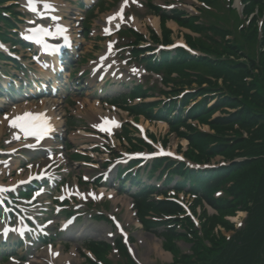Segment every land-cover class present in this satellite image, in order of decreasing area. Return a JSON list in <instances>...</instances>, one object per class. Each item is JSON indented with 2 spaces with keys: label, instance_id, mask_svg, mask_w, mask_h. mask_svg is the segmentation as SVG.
Wrapping results in <instances>:
<instances>
[{
  "label": "rangeland",
  "instance_id": "1",
  "mask_svg": "<svg viewBox=\"0 0 264 264\" xmlns=\"http://www.w3.org/2000/svg\"><path fill=\"white\" fill-rule=\"evenodd\" d=\"M52 1H57V0H52ZM71 1H74V0H71ZM104 1L105 3H103L102 5L104 9H102L99 12V7H100L99 5V7H97V10H95L96 14H94V16L92 17L93 18V20L91 21L92 32L90 33V37H87V39L85 40L86 44L83 49L84 55H85V57H83L85 59V61L83 62V69L82 71L80 69L77 72V74L79 73L78 75H80L81 72L87 69L86 70L87 76H89V79L87 80L88 83L82 84V86L84 87L82 90L81 88L79 90V85L75 84L74 87L73 86L71 87L72 88L71 92L67 94V97L69 98V100L66 102L64 100L66 98H64L62 99L63 101L62 103L59 102L58 104H56V111L59 112L61 116H62V111H63L62 119L64 121L70 112L71 116H75L77 119L79 118V121H81L79 125V128L81 130L83 129H85L86 131L92 130L95 134H97V136L100 135L101 133L99 132L100 130L99 123L104 122V117L107 115H110L111 111L108 108V106L105 104V102H103L104 99L101 98V95L103 94L98 93L101 89L104 88L103 87L104 84L101 81H99L98 76L94 74L95 67H98L96 65L100 61V57L101 55L104 54V51H105V47H103V44L100 42V38L97 37L98 35H100L99 34L100 31L99 33L98 32L95 33V30H96V26L97 27L103 26L104 22L106 21V16L113 12H116L118 8V5L116 6V4L114 3V0H104ZM153 2L157 3L160 6L164 5L165 7H168V8L171 6L173 7V5H177L178 7L186 6L187 9L189 8L191 10L192 8L190 7L195 6L194 4L195 2L193 0H153ZM131 4L132 6H134V9L133 11L130 10L129 13L133 12L131 13V15L135 14L137 17H139L140 26L143 29H145L144 30L145 32L148 31L147 33L149 35V31H151V28L148 27L149 25L148 20L151 17L152 13L145 6L147 2L144 5L145 7H142L139 5V0H132ZM236 4H238V2ZM63 6L64 8H66V10L70 11L71 16L73 15L74 12L78 10L77 1L73 2L72 5H69L68 8L66 7V3H64ZM210 13L221 14L224 18L228 19L229 22L232 23L233 28L239 29L241 26L240 20L238 18V14L233 10L231 6L221 5L218 11L215 8L212 12H209V14ZM70 21L72 22V20ZM81 24L82 26H84V21ZM168 25L169 27L173 28V34H172L173 41L175 40L180 41L181 39H186L185 35L191 33V31H189L188 29L184 30L178 27L177 24H176V27L173 26V23L171 22H169ZM82 26H79V28ZM123 40L124 39H121V41ZM246 47H248V49H246L245 52L240 47H233V50H231L229 54H225V53L224 55L222 53L216 54L217 57L223 56V57H220V59L223 60L222 61L223 63H225L224 66H227L230 68L228 64L232 65L235 63L236 65L234 64L233 66H236V67L241 66L243 68L236 69L237 70L236 72L229 70L228 75L226 77L222 76L220 80L215 81L214 85H215V88L218 90L217 91L218 93L220 94L225 93V95L222 96V101H226V103L224 104H227L229 107L230 106L234 107V105H239L243 108L253 107V108H256L258 111L259 110L264 111V43L261 45L260 48H259V45H249ZM126 62L127 61H124V62L121 61L119 58L111 57L108 60V62L105 63L106 65L102 66V67H106L105 68L106 70L108 69L110 70L109 83L111 84L108 87V91L114 90L117 88H121V90L125 89L123 91H127V90H130L131 87L134 86V83L132 82H133V79L135 78V74H134L135 71L133 70H135V67H139V66L133 63V61L130 63H126ZM238 64H241V65H238ZM117 72L124 74L125 80L122 81L123 83H120L121 82L120 81L119 82L120 84L119 83L113 84V82L119 79V76L115 75ZM136 83H138V81H136ZM158 98H162L163 100H166L164 96H158ZM33 102L38 104V102L36 101H33ZM38 105H40V103ZM61 109L62 111H60ZM223 112H228V108L225 107L223 109ZM10 114L11 113L8 110L6 114L4 115H6L5 117H7ZM216 114H221V112H218ZM241 114L242 115L240 118L244 119L246 116V113L244 114V112H242ZM258 114L259 116L264 115L263 112H260ZM119 116L121 117V120L124 121V125H126L128 121L130 122L131 120H133L128 115V113L125 111H122L121 113H119ZM141 119H142L141 122L145 123L147 129L149 130L150 135H152V132L154 133L155 135L154 141H156V143H158L159 141L165 140V138H167L168 136V140H170L169 146L173 150L177 148L180 143L183 146L186 144V141L177 139L178 137L175 133H170L169 132L170 129L168 125H166L165 123L158 122V123L153 124V123H149L145 121L143 118ZM228 121H231V120H226V122ZM260 121H264V120L257 119L256 123L253 125L254 129H257L259 127L264 128V124H260ZM1 126L2 125H0V127ZM246 126H247V123L245 124L241 122L235 123L233 125L231 124H225L223 126L216 125L217 134H215L213 138L222 141L223 144L225 145L224 147L228 149L229 152L224 155L223 154L214 155L213 156L214 161L216 162L223 161L231 154L237 153V154H240L241 156H246L248 153L258 154L259 150H264V141L254 143L252 136H250V134L248 135V137H246L247 141L246 142L244 141V139L246 138H242V137L243 136L245 137L243 132L246 131L245 130ZM206 128L209 130L208 127ZM120 132L121 131H119L118 134H120ZM8 134H9L8 131H5L0 134V142L5 147H7V143L9 140ZM75 135H77V137L74 138ZM70 136H71L70 140L73 141L75 144H79L80 146H82L83 149L84 147H86L84 146V143H86L85 137L79 135V133H70ZM128 141L122 140L121 141L122 143H120L117 139L116 142L118 144V149L115 150L114 153L112 154L106 152L107 150H104L107 147V144L103 143V141L102 142L99 141L100 143H97L96 141L89 139L88 144H90V147H93V146L101 147L99 149L101 151L99 153L94 152L93 155L95 156L96 162L98 163V165L102 166L106 162V160H108V158L112 159L114 157L115 152L117 153L123 150H127V147H129ZM105 152L108 153L109 156L104 155ZM15 163H18V159L15 160ZM70 165L71 167L69 165H67V167L71 171L74 170L72 173H75V175L79 176L81 170H84V167L81 166V164L72 163ZM262 167H264V162L261 160V158H258L257 162L251 165V169H250L252 171L251 179H253L255 175L256 177L255 182H258V180L264 182V171L262 170ZM7 168H9L7 169L9 171L6 170V167H0V170L2 169L5 170L4 174L1 175V177H5L10 180L12 178L11 176H16L17 173L15 172V170L11 171L10 167H7ZM137 170L139 173H141V176L143 175V177H139V180H142V181L132 184V189L130 187L132 182L131 181L128 182L127 193L126 192L124 193L123 188L118 187V182L115 181V185H113L112 187H115L114 191L116 192V196L114 197V200H112L111 202L112 204L108 209H105L103 205H101L102 201H105L106 198L102 200L97 198V192H98L97 188H95V194L91 187L86 188L85 193L87 194L88 201H85L84 202L85 206L82 207L84 210L82 213L83 215H85V218L83 217L84 218L83 223H90L91 226H93L92 228L95 231L94 233H97L95 234L94 239L99 240V241L106 239L108 242L113 243L115 241V238L117 237V234H119L118 229L116 227L114 228L113 226L114 224L110 222H107L105 220L100 221L103 218H100V220H97L93 216L95 215L101 216L99 213L103 211H105L110 216H113L116 213L119 221L122 222L124 227L128 229V232H130L131 235L137 241V244H135V250H136L138 260H140L141 264H164L166 262L169 263L171 259H166L165 257L160 256L155 250V244L156 243L160 244L161 240H156L155 237L152 236L151 233H147L143 231L140 227L139 220H137V217L135 215L136 211L133 208V202H132V198L129 196V192H135L138 189L137 187L138 183H143V184L144 183L145 184L157 183V180H155L154 178H151L149 175H147V173L143 174L141 172V169H137ZM115 171L112 173V178L116 177ZM82 172L86 173L89 177L97 176V172H93L91 170L89 171L86 169L85 171H82ZM258 172L259 174L257 175ZM73 179L74 181H76V178H74L73 176V178L71 177L72 183H73ZM253 194L255 198L254 203H249L248 200L247 201L245 200L242 203L238 204L236 208L227 211L228 214L237 216V218H235L234 221L241 220V223H243L244 221L243 219H245L248 216L246 215L243 216V214L239 213L238 210H245L249 212V208L255 207L256 200L261 194V189L260 191L258 190L257 194L254 193L253 191ZM188 199L191 200V198H188ZM81 202L82 200H76L77 204H80ZM90 218H92V220ZM228 224H232V223H229V221L226 220V223L225 225H223V227L228 228V230L232 229V231L229 230V231H226L225 233V235L229 237L233 235V231L236 230L237 228L234 226L227 227ZM218 228L225 231L224 228H220V227ZM226 236L224 237L221 234L220 237H216L213 231V233H211L210 236L208 237V239L211 240L210 242L211 248L212 249L217 248L219 244H222L225 240H228L229 238ZM70 237L71 235L70 236L62 235L59 237L58 241L60 239L69 240ZM84 239H87V237L85 236L81 238L80 240H76L74 241L73 244H77V247H81V243L83 242L82 240ZM57 243H60L61 245V242H57ZM179 246L182 249V251L183 250L187 252L189 251L190 245L187 244L186 242L184 241L180 242Z\"/></svg>",
  "mask_w": 264,
  "mask_h": 264
},
{
  "label": "trees",
  "instance_id": "2",
  "mask_svg": "<svg viewBox=\"0 0 264 264\" xmlns=\"http://www.w3.org/2000/svg\"><path fill=\"white\" fill-rule=\"evenodd\" d=\"M239 45V44H238ZM240 46V45H239ZM241 65V64H238ZM246 67V65H245ZM243 67L238 66L233 68L236 72V69H241ZM246 113L244 119H241V113ZM263 112L261 110H257L253 107H245L241 112H236L231 115L229 119H221L220 121L215 123V126H223L225 124H235L237 123H247L245 130L248 131L254 143L264 141V128L259 127L257 129L253 128V125L256 123L257 119L264 120V115L259 116L258 113ZM248 116V118H247ZM226 120H231L226 122ZM260 124H264V121H260ZM199 136L193 137L192 142L196 146H198L201 150H205L207 143L210 138H207L206 134L198 133ZM247 141V138L244 139ZM221 146L217 148H213V154H226L229 152L221 142ZM254 146V144H253ZM234 147V146H233ZM236 154H231L228 157L233 159L236 157ZM264 150H259L258 154L248 153L245 157L249 159L244 163H235L230 167H226L228 169L225 170L222 174L224 177L217 179L221 172H215V179L213 181L212 187H220L225 185L227 181H234L235 185L233 187H222L227 191V194L231 195L232 199H218L213 196L210 189L207 185L202 186V192L200 191V195H202L211 205L216 206L221 211V217H216L215 219H209L203 226L205 229L206 237L208 238L210 234L213 232V227L217 222L225 225L226 221L222 217L226 215L229 210H232L237 207L238 204L243 201H247L249 203H254V193L257 194L258 190L261 189V194L256 200L255 207L249 208V219L245 223V228L239 229L235 235H233L230 239L225 240L222 244H219L217 248H210L205 244V240L196 235V244L194 246V250L197 254L194 261L189 262V264H264V182L259 181L255 182L256 177L251 179V165L255 164L258 158L264 162ZM264 171V167H262ZM259 172L257 173V175ZM140 209L143 211L148 209L155 210L159 213H170L181 212V208L173 204L172 202L160 201L156 203L155 201H150L149 197L139 196ZM185 223H187L191 228L193 224L190 219H188ZM230 223V222H229ZM227 227H232L231 224H228ZM171 236L175 235L172 231Z\"/></svg>",
  "mask_w": 264,
  "mask_h": 264
},
{
  "label": "snow or ice",
  "instance_id": "3",
  "mask_svg": "<svg viewBox=\"0 0 264 264\" xmlns=\"http://www.w3.org/2000/svg\"><path fill=\"white\" fill-rule=\"evenodd\" d=\"M29 7L32 11H36L35 7V0H29ZM44 8L50 9L52 8L51 4L45 3ZM114 18V17H113ZM120 18L123 19L122 13L120 14ZM38 33H44L47 35H51V32H48L46 29L40 28L36 30ZM33 38V37H30ZM45 118L43 117V114H33V113H25L23 115H18L13 118L12 125L14 127L20 128L22 131H24L27 135H35L36 130L38 128H41V125L38 123L40 121H43ZM48 129L43 128L41 134L43 132H46ZM102 130H107V129H102ZM4 189H0L2 191Z\"/></svg>",
  "mask_w": 264,
  "mask_h": 264
},
{
  "label": "bare ground",
  "instance_id": "4",
  "mask_svg": "<svg viewBox=\"0 0 264 264\" xmlns=\"http://www.w3.org/2000/svg\"><path fill=\"white\" fill-rule=\"evenodd\" d=\"M153 23L155 24V26H157V27H159V19H157V20H155V21H153ZM42 110H45V111H49V113L51 114V115H55L54 114V111L51 109V108H47V106H44L43 108H42ZM42 110H38L37 108H33V109H31V110H22L21 108L20 109H17V110H15V111H12L11 113L14 115V116H18V115H20V114H22L23 112H27V111H42ZM4 122H7V121H4ZM4 131V127H0V133H2ZM13 181V183H16V179H14V180H12ZM102 192H104L103 190H102ZM113 194H111V193H109V196H112ZM242 213V212H241ZM156 251H157V253H159V254H162V255H164L165 257L167 256L168 257V255H167V253H164V251H163V249H162V245H157L156 246ZM49 257V256H48ZM60 257H61V259H63V260H65V262H67L68 260L67 259H64V257L65 256H63V253L60 255ZM39 261V260H38Z\"/></svg>",
  "mask_w": 264,
  "mask_h": 264
}]
</instances>
